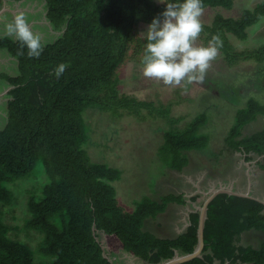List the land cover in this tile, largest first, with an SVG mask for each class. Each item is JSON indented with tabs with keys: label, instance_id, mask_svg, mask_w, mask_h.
Segmentation results:
<instances>
[{
	"label": "trees",
	"instance_id": "1",
	"mask_svg": "<svg viewBox=\"0 0 264 264\" xmlns=\"http://www.w3.org/2000/svg\"><path fill=\"white\" fill-rule=\"evenodd\" d=\"M45 1L48 19L55 28L65 25V30L53 42L43 44L39 58L28 57L18 39L0 37V47L18 59L20 71L17 76L2 75L11 89L7 123L0 130V264H114L104 256L98 231L107 238L111 254L127 251L150 264L173 257L175 249L193 252L198 241L197 214L176 239H161L144 230L147 218L156 217L169 202L182 201V197L167 195L161 203L145 198L128 210L113 185L121 178V170L93 162L84 147L89 138L85 108L126 107L135 101L139 106L146 104L120 96L117 86L129 62L141 64L147 41L140 23H151L165 5L157 0ZM235 1L203 0V5L229 9ZM263 18L264 0L238 18L217 13L211 24L202 23L199 37L208 42L218 36L219 49L228 59H249L256 53L233 52L230 35L247 39L248 29ZM263 54L264 45L260 60ZM61 63L66 68L57 78L55 68ZM246 105L237 113L229 143L241 136L244 125L264 114V102L250 99ZM205 140L203 136L168 138L181 151L199 149ZM232 144L264 154V130ZM39 176L48 181L39 195L29 197V216L18 228L41 235L37 248L43 260L37 261L27 241L11 237L13 227L4 221L2 208L15 199L10 184ZM252 227L264 232V204L220 193L209 204L204 229V251L210 252L181 264H215V259L220 260L218 264L226 260L228 264H264V243L260 249L234 243L240 232Z\"/></svg>",
	"mask_w": 264,
	"mask_h": 264
},
{
	"label": "rangeland",
	"instance_id": "2",
	"mask_svg": "<svg viewBox=\"0 0 264 264\" xmlns=\"http://www.w3.org/2000/svg\"><path fill=\"white\" fill-rule=\"evenodd\" d=\"M261 1L263 0H236L229 9L207 7L200 19L202 23L211 24L217 13L238 18L245 9L252 10ZM12 3L13 6H21L9 7ZM12 3L0 0V7H5L0 10V21H6L11 14L17 12V8L20 11L29 9L25 17L33 31L42 37L44 45L63 34L65 25L55 28L48 19L45 0ZM149 24L140 23L143 36H146ZM3 32L0 29V35ZM248 32L245 40L232 35L229 40L233 52L256 53L253 55L255 57L234 61L225 56L223 49H219L217 57L210 62L203 81L176 87L145 77L143 65L131 61L120 75L118 93L120 96L146 101V104L139 106L138 101H135L126 107L111 106L103 109L91 105L85 108L83 118L89 130V138L84 147L93 162L121 170V178L113 185L118 200L128 210H134L137 203L145 198L159 203L167 195L185 198V194L177 193L176 187L169 185L168 181L178 184L172 169H178L181 164H187L194 158L205 159L207 164L213 166L226 165L232 161V157H229L233 152L232 143L264 130L263 114L244 125L241 136L229 143L228 137L237 120V113L247 107L250 99L264 102V57L261 60L259 58L262 57L259 50L264 45V18L250 27ZM208 42L198 37L195 46H208ZM19 74L20 71L17 75ZM8 91L0 96V130L7 123V102L10 98ZM174 135H183L187 139L203 136L207 140L199 149L181 151L168 141ZM47 181L46 176H39L10 184L15 199L2 208L4 221L13 227L11 237L27 241L36 252L37 261L43 260L37 248L41 235L35 231H18V228L24 225L29 216V197L32 194L39 195ZM98 233L99 240L113 263H125L124 252L116 251L117 253L111 254L107 238L102 231ZM262 239L263 236L256 239L258 245L262 243Z\"/></svg>",
	"mask_w": 264,
	"mask_h": 264
},
{
	"label": "crops",
	"instance_id": "3",
	"mask_svg": "<svg viewBox=\"0 0 264 264\" xmlns=\"http://www.w3.org/2000/svg\"><path fill=\"white\" fill-rule=\"evenodd\" d=\"M4 1L12 3L16 0ZM20 6L21 4L13 6V3L9 5V7L12 8ZM4 8L5 7H0V10H4ZM27 11H29V9L20 11V9L17 8V12L11 14L6 21H0V29L4 30V26L10 23L18 14L23 13L24 16H26ZM7 35L8 34H6L4 30L0 37ZM12 38L16 40L14 36H12ZM0 49H2L0 51L1 96V94L11 89V85L2 75H17L19 71V62L7 49V51H3L5 48L0 47ZM244 134H246V132ZM232 149L233 152L229 154V157H232V161L228 162L226 165L213 166L207 164L205 159L200 160L194 158L181 169H172L173 174L176 175L175 177L177 178L178 184L176 185L170 181H168L170 184L167 183L171 186H175L177 193L185 194L186 196L182 201L174 200L169 202L165 210L160 212L156 217L147 218L144 224V230L149 231L161 239L178 238L188 230L189 226L192 224V216L194 214L199 215L200 218V207L204 204L207 196L213 193L212 191L214 189L226 188L230 192L249 195L252 197L251 199H255L264 204V154H259L255 151L247 152L242 146H239V148L233 147ZM161 187H163V184ZM227 195L231 196L233 194ZM149 229H153V231ZM261 236H263L262 243L258 245L256 239ZM234 243L237 247L260 249L264 243V232L254 227L245 229L236 236ZM177 251L180 255L184 253L179 249H177ZM120 252H124L126 257V259H124L125 263L123 264H150L130 252L123 250ZM209 252L210 249L204 251L203 248V257ZM219 262L220 260L215 259L214 263L218 264ZM118 264L121 263L118 262ZM224 264H228V261L226 260Z\"/></svg>",
	"mask_w": 264,
	"mask_h": 264
},
{
	"label": "clouds",
	"instance_id": "4",
	"mask_svg": "<svg viewBox=\"0 0 264 264\" xmlns=\"http://www.w3.org/2000/svg\"><path fill=\"white\" fill-rule=\"evenodd\" d=\"M157 2L164 4L165 9L152 19L145 31L147 43L141 57L143 75L171 87L203 81L221 45L220 38L213 36L208 46H195L203 30L200 19L204 12L203 0ZM4 30L18 39L22 48H27L28 57L41 56L44 47L42 37L29 26L23 13L16 15ZM65 68L64 63L55 68L57 78Z\"/></svg>",
	"mask_w": 264,
	"mask_h": 264
},
{
	"label": "water",
	"instance_id": "5",
	"mask_svg": "<svg viewBox=\"0 0 264 264\" xmlns=\"http://www.w3.org/2000/svg\"><path fill=\"white\" fill-rule=\"evenodd\" d=\"M213 193L209 194L207 196V198L204 201V204L200 207V218H199V223H198V241L197 244L195 245V248L193 250V252L191 253H183V254H178L177 249H175V253L173 255V257L168 258V259H164L156 264H181L183 262L189 261L195 257H203V248L205 246V241H204V229H205V225H206V220L208 218V207L210 202L220 193H227V194H233V195H240L242 197H249L252 198L249 195H245V194H238L235 192H230L228 189L226 188H220V189H214L212 191ZM104 247V246H103ZM104 256L107 257L110 261H112V259L106 254L105 248H104ZM113 262V261H112ZM152 264V263H151Z\"/></svg>",
	"mask_w": 264,
	"mask_h": 264
},
{
	"label": "flooded vegetation",
	"instance_id": "6",
	"mask_svg": "<svg viewBox=\"0 0 264 264\" xmlns=\"http://www.w3.org/2000/svg\"><path fill=\"white\" fill-rule=\"evenodd\" d=\"M153 264V263H152Z\"/></svg>",
	"mask_w": 264,
	"mask_h": 264
}]
</instances>
